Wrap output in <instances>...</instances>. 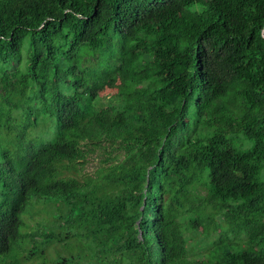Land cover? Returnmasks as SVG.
Masks as SVG:
<instances>
[{
  "label": "trees",
  "instance_id": "16d2710c",
  "mask_svg": "<svg viewBox=\"0 0 264 264\" xmlns=\"http://www.w3.org/2000/svg\"><path fill=\"white\" fill-rule=\"evenodd\" d=\"M31 259L264 264V0H0V264Z\"/></svg>",
  "mask_w": 264,
  "mask_h": 264
},
{
  "label": "rangeland",
  "instance_id": "374dc122",
  "mask_svg": "<svg viewBox=\"0 0 264 264\" xmlns=\"http://www.w3.org/2000/svg\"><path fill=\"white\" fill-rule=\"evenodd\" d=\"M101 93H102L101 103L102 105L107 107L108 104L111 102V100H114V102L117 100L116 96L118 94V88L106 87L103 88ZM115 154L116 153H114V155ZM107 156L108 153L105 150H102L101 148H96L92 152L88 153L86 156V160L84 161V164L82 163L83 165L79 166V169L80 170L82 169L80 176H84L85 179L87 177L95 176L97 170L100 167L104 166ZM54 205L55 204L52 201L51 202L40 201V202H36L34 206L30 207L27 210L26 215L23 217L24 222H26L28 227L26 229V232L29 233L31 231H36V230L39 231L48 230L50 229L51 226H54L56 223L55 219L52 217ZM222 226L225 228L224 223H222ZM218 237H219L218 233L212 232L211 229L203 228V230L200 231L199 234H197L195 238L190 242L191 243L190 256L199 258L200 255L202 256L208 253L212 248V242L216 240ZM71 247H72L71 252L68 250L69 255L75 254L76 249L79 250V248H77L76 246H71ZM31 249L32 248L30 246L26 248V250L23 252L24 258H26L28 252H30ZM46 254H48L49 257L51 258L55 257L54 262H56V260L58 259L57 252L52 248H48ZM65 256H68V254H66ZM22 264L25 263L22 262ZM26 264H38V259H34V260L31 259L28 262H26Z\"/></svg>",
  "mask_w": 264,
  "mask_h": 264
}]
</instances>
